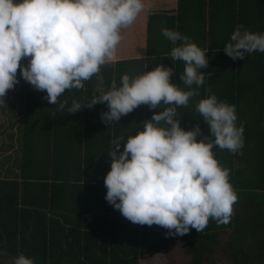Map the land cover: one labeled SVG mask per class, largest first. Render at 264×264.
I'll return each instance as SVG.
<instances>
[{
    "label": "trees",
    "instance_id": "trees-1",
    "mask_svg": "<svg viewBox=\"0 0 264 264\" xmlns=\"http://www.w3.org/2000/svg\"><path fill=\"white\" fill-rule=\"evenodd\" d=\"M144 4L134 24L122 30L116 59L101 67L105 87L113 80L119 85L124 74L137 76L163 65L173 69V84L189 90L180 78L185 64L172 59L177 45L162 35L164 28L209 48V66L201 71L211 76L186 107H177L176 118L185 131L199 124V141L210 133L196 110L198 102L216 95L235 105L244 147L236 154L213 149L219 164L230 171L238 197L230 223L218 226L210 219L200 233L192 228L183 236L170 235L158 225L132 223L106 201L104 178L111 170L112 141L136 135L145 121L168 106L141 105L120 121L105 124V104L75 114L59 110L60 103L70 106L73 98L89 103L96 94L95 76L83 89L66 90L56 105L45 99L46 91L23 80L11 104L0 105V115L7 109L14 119L7 129L11 143L2 149L20 154L12 168L1 165L0 264H14L20 254L35 264H264V53L234 61L223 51L239 25L264 34V0ZM21 63L26 66L27 58Z\"/></svg>",
    "mask_w": 264,
    "mask_h": 264
},
{
    "label": "clouds",
    "instance_id": "clouds-1",
    "mask_svg": "<svg viewBox=\"0 0 264 264\" xmlns=\"http://www.w3.org/2000/svg\"><path fill=\"white\" fill-rule=\"evenodd\" d=\"M144 7V0H0V104L19 83V70L35 90L46 91L45 99L53 105L66 90L83 89L95 76L96 94L89 103L73 98L70 106L60 103L59 110L75 114L105 104V124L120 121L141 105L168 106L145 121L136 135L112 141L105 199L132 223L158 225L170 235L183 236L192 228L200 233L210 219L227 225L238 197L229 182L230 171L219 164L213 149L236 154L244 147L236 107L216 95L201 99L196 110L210 135L199 141L200 125L185 131L176 118L177 107H186L211 76L201 71L209 66V48L164 28L162 35L177 45L172 59L185 64L180 78L189 90L173 84V69L163 65L137 76L124 74L119 85L113 80L105 87L101 67L116 59L122 30L134 24ZM223 51L234 61L264 53V34L239 25ZM25 58H30L26 66L21 63ZM14 264L35 261L20 254Z\"/></svg>",
    "mask_w": 264,
    "mask_h": 264
},
{
    "label": "rangeland",
    "instance_id": "rangeland-1",
    "mask_svg": "<svg viewBox=\"0 0 264 264\" xmlns=\"http://www.w3.org/2000/svg\"><path fill=\"white\" fill-rule=\"evenodd\" d=\"M30 58H27V61H29ZM25 60V59H24ZM22 60V62H24ZM17 79L19 80V83L14 87V89H11L7 92L5 97L3 98L4 104H0L1 106H9L11 101H13L14 96L18 94L20 86L22 85L23 79L20 76V73H17ZM8 93H10V97H8ZM20 104H17V109L19 111ZM14 121V119L10 116V113L6 109L5 115H0V171H1V165L4 164L6 168H12L14 165V161L17 160V157L20 155L19 152L15 149L14 150H4L2 149L3 144L8 143L10 144V139L8 138L9 129L11 123ZM18 145V143L16 144ZM13 156V159L10 161H7L9 157ZM7 161V162H6ZM171 264H177L176 262H172ZM218 264H223L222 262H218Z\"/></svg>",
    "mask_w": 264,
    "mask_h": 264
}]
</instances>
